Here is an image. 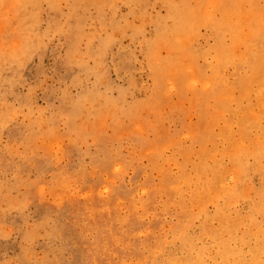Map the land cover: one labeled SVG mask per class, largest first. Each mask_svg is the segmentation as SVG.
I'll list each match as a JSON object with an SVG mask.
<instances>
[{
    "label": "rangeland",
    "instance_id": "1",
    "mask_svg": "<svg viewBox=\"0 0 264 264\" xmlns=\"http://www.w3.org/2000/svg\"><path fill=\"white\" fill-rule=\"evenodd\" d=\"M208 1L0 0V264H83L74 235L85 232L53 201L50 171L67 177L73 199L82 201L84 184L108 179L107 166L119 156L131 183L129 161L148 147L188 135L208 115L222 123L210 96L224 88L204 81H236L250 37L244 24L235 41L216 39L209 22L221 17L220 7L212 0L214 11L206 15ZM246 7L239 10L243 19ZM140 162L147 167L145 158ZM224 164L233 180L231 164ZM39 185L43 195L36 198ZM159 221L144 231L156 249L149 255L174 252L184 262L178 228L185 225L165 211ZM196 225H188L192 245L207 241L203 231L191 236ZM128 258L127 264H142L140 256Z\"/></svg>",
    "mask_w": 264,
    "mask_h": 264
},
{
    "label": "bare ground",
    "instance_id": "2",
    "mask_svg": "<svg viewBox=\"0 0 264 264\" xmlns=\"http://www.w3.org/2000/svg\"><path fill=\"white\" fill-rule=\"evenodd\" d=\"M244 2L248 12L243 19L239 10ZM213 4L212 0L206 3L204 14L214 11ZM217 4L221 17L209 22L216 39L228 35L235 41L245 24L251 47L242 60L244 70L240 76L234 75L236 81H204L224 88L221 96L214 91L210 96L222 123L208 115L188 135L167 137L148 147L141 156L147 167L140 165L141 158L129 161L131 183L125 180V161L119 156V162L107 166L108 179L95 178L84 184L82 201L73 199L67 177L50 171L52 179L46 186L53 201L69 215L73 227L85 232L82 237L74 235L82 247L78 256L83 264H105L106 259L107 264H127L124 257L133 255L140 256L142 264H264V0H218ZM10 6L6 4L5 11ZM215 58L220 61L217 54ZM4 59L0 53V63ZM167 84L170 91L173 85L169 79ZM196 85V81L189 84L192 88ZM79 110L77 104L75 111ZM187 141L189 146L184 145ZM168 150L171 155H166ZM224 162L231 164L233 180L228 178ZM140 177L143 180L137 184ZM43 188L35 187L36 198H41ZM142 194L145 198L135 204ZM126 197L129 205L120 207ZM163 211L168 216L175 214L185 225L178 228L186 253L182 263L175 260L174 252L162 253L159 259L149 255V250L156 249L150 247L144 231L163 223L159 221ZM149 214L151 218L145 221ZM194 223L191 236L203 231L207 241L188 242V225ZM139 229L144 233L143 244Z\"/></svg>",
    "mask_w": 264,
    "mask_h": 264
}]
</instances>
